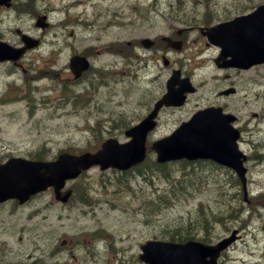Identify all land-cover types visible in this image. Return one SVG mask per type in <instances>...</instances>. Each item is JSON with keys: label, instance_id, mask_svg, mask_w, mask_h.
<instances>
[{"label": "rangeland", "instance_id": "obj_1", "mask_svg": "<svg viewBox=\"0 0 264 264\" xmlns=\"http://www.w3.org/2000/svg\"><path fill=\"white\" fill-rule=\"evenodd\" d=\"M79 1L43 0L36 8L42 12L50 8L48 12L56 27L45 34L40 47L26 54L21 66L0 67L1 158L40 154L51 159L66 149L73 153L92 151L109 137L125 141L124 130L147 114L161 97L163 87L165 90L171 68L180 67L193 74L197 83L200 78L205 82L182 108L164 110L160 124L148 137V145L170 134L198 108L219 100L226 112L237 116L235 126L241 130L239 148L249 158V195L264 200L261 194L256 196L264 191V107H252L243 90L258 81L254 91L264 100V67L242 73L217 69L213 61L217 50L204 47V40L197 37L194 27L200 20L241 14L264 0H106V5L100 0H90L95 6H86L87 22L83 27L67 26L66 22L71 21L69 14L75 16L76 10L84 7H80L84 1ZM63 3L70 4L67 14L62 8L53 11ZM73 4L76 6L70 9ZM109 4H115V9L108 8ZM134 5L145 7L144 13H137ZM123 16L126 21H122ZM191 17L195 18L192 22L188 20ZM10 20L8 24H12ZM23 20V27L13 23L4 29L5 36L21 42L20 34L14 33L19 28L39 37V29L32 20ZM189 27L193 29L186 32L184 49L166 51L172 62L169 68L163 66L162 51L155 48L157 41L150 50L138 43L143 37L176 35L177 29L185 32ZM50 38L59 41L61 51H57L55 44H49ZM89 43L96 44L98 49L87 51L85 46ZM107 47L118 52L110 50V54H102ZM87 52L94 59L93 69H87L82 78L75 80L69 70L70 56ZM128 53L132 56L123 55ZM20 68L26 72H18ZM252 71L256 73L250 76L257 80L244 79V73ZM13 73L20 77L18 84L28 85V95L17 102H9L12 93L7 90L8 83L17 77ZM36 74L47 78L43 81L30 77ZM24 76L30 79L22 83ZM219 86L234 87L237 94L219 99ZM154 161L155 154L151 152L138 170L90 169L68 183L66 189L73 196L67 206L56 202L49 189L23 207L12 209L10 204L0 207V259L5 264L36 260L41 264H143L138 257L140 245L146 240H170L166 229H172L182 218L188 221L194 217L201 202L218 212V208L242 193L231 171L213 164L176 161L159 170ZM186 186L188 191L179 198L180 189ZM163 199L167 201L164 203ZM156 200L158 204L154 207L158 214H154L150 205ZM252 211L261 212L245 225L241 233L243 241L224 254L220 264H264V203L260 202L255 209L250 204L231 205L226 216L235 215L243 220ZM228 219L216 225L210 243L235 228ZM193 235L201 237L198 233ZM65 240L71 250L61 243ZM55 247L60 252L52 257L51 250Z\"/></svg>", "mask_w": 264, "mask_h": 264}, {"label": "water", "instance_id": "obj_2", "mask_svg": "<svg viewBox=\"0 0 264 264\" xmlns=\"http://www.w3.org/2000/svg\"><path fill=\"white\" fill-rule=\"evenodd\" d=\"M43 19L40 20L42 23ZM214 43L224 47L222 55L232 57L236 66L248 67L251 64L264 61V5L254 12L236 17L235 19L212 27L207 32ZM168 45L175 49L181 48V42H172L166 38ZM28 45H35L28 42ZM146 47L151 43L144 41ZM248 49L243 53L242 47ZM11 48H0L1 60L12 57ZM22 52V50H18ZM167 63V62H166ZM71 69L76 77L89 66L84 57L75 56L71 59ZM227 66L228 64H223ZM179 73L173 72V77L167 83L168 92L162 98L166 105H181L184 103V93L192 91L188 79H179ZM179 84L178 89L175 86ZM162 102H158L154 110L138 125L128 129L126 135L132 137L127 143H119L116 139H108L96 153L86 152L81 155L62 153L55 161L41 162L24 159H12L0 166V202L8 199H18L25 202L31 195L54 186L57 196L67 179L77 177L82 170L99 164L102 169L115 167L127 170L145 159L147 135L156 125L154 120ZM208 117L217 125L215 128L207 125ZM229 115H224L220 108L210 107L195 114L188 122H184L171 135L153 143L152 147L158 153V161L165 162L177 159L212 158L234 168L242 178L246 188L243 160L245 154L239 149V130L231 122ZM70 193L60 198L67 201ZM237 238V231L214 245L199 241L173 243L161 240H148L141 246L140 260L147 264H217L220 252Z\"/></svg>", "mask_w": 264, "mask_h": 264}, {"label": "bare ground", "instance_id": "obj_3", "mask_svg": "<svg viewBox=\"0 0 264 264\" xmlns=\"http://www.w3.org/2000/svg\"><path fill=\"white\" fill-rule=\"evenodd\" d=\"M21 1H23L24 2V0H21ZM25 1H27V2H29L28 4H26V5H29L28 6V9L30 10V11H23L22 13H20V17L22 18V19H24V18H27V21L29 20V19H31L32 20V23H33V25H35V28H38L39 29V37H37V38H35V37H33L32 35H29L28 33H26V32H24V34H26V35H28L29 37H31L32 39H33V41H34V43H35V45H34V48H35V46H37V44H38V40H40L41 39V41L42 42H44V40H45V34L46 33H48L50 30H53V28L54 27H56V26H54V23H53V21H52V19H51V16H50V13L48 12V11H50V8L47 10V8H45L44 9V12H42L40 9H37L36 7H40V5L43 3V0H25ZM44 1H47V0H44ZM82 1H84L82 4H80L81 6L80 7H82V6H84L82 9H79L80 11H78V10H76V15L75 16H70L71 15V13L69 14V19L71 20V21H69V22H66V24H67V26H79V27H83V25H84V22L86 21V6L88 5V6H90V7H93V6H95L94 4L95 3H92L90 0H81V1H79V2H82ZM100 1H102V2H104L103 4L104 5H106L105 4V2H106V0H100ZM136 3V2H135ZM97 4V3H96ZM66 5H68V4H60V5H56V7L53 9V11H58L59 10V8H62V10H63V12H66V14L68 13V9H69V5L66 7ZM98 5V4H97ZM115 5V4H114ZM114 5H110L109 4V6H108V8H110V9H115V6ZM74 6H76V5H72L71 6V8L70 9H72V7H74ZM63 7H64V9H63ZM134 7H135V10H136V12L137 13H144V11H145V9L143 8V7H139L138 5H134ZM79 8V7H78ZM106 8V7H105ZM252 7H248V9L246 8V10H244L243 11V13L242 14H244V15H248V14H250V13H252V12H254L255 11V9L254 8H252ZM42 16H43V21H42V23H40V20L42 19ZM10 18H11V20H10ZM123 21L125 20V16H123ZM126 18H127V16H126ZM130 19V18H129ZM8 20H10V21H15V20H17V17L16 16H8ZM93 18H91L90 19V22H93ZM188 20L190 21V22H192V21H194L195 20V18L194 17H191V18H188ZM24 21V20H23ZM126 21V20H125ZM130 21V20H129ZM182 21H184V20H182ZM206 21L207 20H205V21H199L198 23H196V26H194L197 30H196V32L198 33V35H197V37H199V38H202L201 37V35H200V33L199 32H201L202 30H203V28H204V26L206 25ZM87 22V21H86ZM23 26H24V22H23ZM186 30H185V32L183 31H180V34H181V36L182 37H184V36H186V37H188L187 35H186ZM88 33H89V31H88ZM183 33V34H182ZM87 38H90V36H87ZM155 38V37H154ZM169 39H172V40H181V37L178 35V33H176V35H173V33H171L170 34V36H169ZM196 39V38H195ZM203 39V38H202ZM155 40L158 42V46L161 48V49H164V46H167V44H168V42H167V40L166 39H164V35H159L158 36V38H155ZM204 40V43H205V45H204V47H206V48H209V47H212V48H215L217 51V54H224V52H225V49H224V47H222L221 45H218V44H216V43H214L213 41H211L210 40V38L207 36L206 37V40L205 39H203ZM48 42H49V44L50 45H56V49H57V51H61L62 50V45H60V44H58L59 43V41L58 40H56V38H50V39H48ZM86 49H87V51H90V52H94V50H97L98 48L96 47V44H94V43H89V44H87L86 46ZM105 49V51L102 53V54H105V53H108V54H110V50L111 51H113V49H111L110 47H107V48H104ZM247 49H248V47L247 46H244V47H242V50H243V53H245V51H247ZM85 50V48L82 50V51H84ZM102 50V49H101ZM99 51H100V49H99ZM76 55H81V53H75ZM75 54H72L71 56H70V59L69 60H71L72 59V57H73V55H75ZM222 57H223V61H225L228 65L227 66H225V70L226 71H233V72H236V73H242V72H244V71H249V70H251V69H253V68H256V67H264V61H262V62H258V63H254V64H251V65H249L248 67H241V66H236V65H234V63L231 61L232 60V57L230 56V55H228V56H225V55H222ZM151 59V58H150ZM4 61V60H3ZM214 65H215V67L217 68V69H219L220 68V66H218L216 63H214ZM34 67H32V71H34ZM87 69H93V68H89V67H87ZM87 69H85V70H83L82 71V74L87 70ZM95 70H99V69H95ZM178 73H179V79H182L183 78V72H182V70L181 69H178V70H176ZM26 71H24V73H25ZM254 73H256V71H252V72H248V73H244V75H243V77H244V79H246V80H253V79H256L257 80V78L256 77H254L253 78V76H250L251 74H254ZM31 78H33V79H44V78H47V75H44V76H42L41 77V75H34V76H30ZM30 77H26V76H24V80H23V82L22 83H25V80L27 79V78H29L30 79ZM173 77V74H171V75H169L168 77H167V79H166V83H168L169 82V80L171 79ZM45 80V79H44ZM43 80V81H44ZM43 81H42V83H43ZM205 82V80L203 79V78H200V80H199V83H197V81L195 80V79H193V82H192V88H194L192 91H188L187 92V101H189V99H190V97L192 96V95H194L195 93H197L198 92V90H199V88H201L203 85H201V83H204ZM260 82H256L255 84H252V85H250L249 87H246V88H244L243 90H244V92H245V95H248V97H249V99L252 101V107L254 106L255 108H256V106L257 105H260L261 107H264V100H261V98H262V96L261 97H258V94H257V92L256 91H254V87H255V85H258ZM9 84H10V82L8 83V85L7 86H9ZM43 85L44 86H48L47 84H46V82L45 83H43ZM21 86V94H22V96H21V99L22 98H25V96L26 95H28V89H27V87H28V85H27V87H23L22 85H20ZM220 89H218V92H220V96L218 95V98L219 99H229V98H231V97H233V96H235L236 94H237V90H233V89H229V90H223V91H219ZM258 98H260V100H259V103H258V101H257V99ZM20 99V100H21ZM20 100H18V101H20ZM256 100V101H255ZM155 102H162V104L164 105V101H162V97H159V98H157L156 100H155ZM255 102V104H253ZM210 107H214V108H220L221 107V105H220V103H219V100H216L215 102H212L211 104H209V105H206V106H203V107H200V108H198L197 110H195L194 112H193V114L195 115V114H197L198 112H202L203 110H206V109H208V108H210ZM260 107V108H261ZM178 108H181L180 107V105H176V107L174 108V109H178ZM148 113H150V110L147 112V114ZM161 116H162V114L161 115H157L156 116V127H158V125L160 124V119H161ZM254 117H255V115H254ZM201 119H204V120H207V125L209 126V127H212V128H215L217 125H215L214 123H212L210 120H209V118L208 117H202ZM134 125V124H133ZM239 132H241V130L239 129ZM158 141V140H157ZM71 150V149H70ZM69 150V152L71 153V154H73V155H81V154H84L85 153V151H81V152H79V153H73L72 151H70ZM96 150H97V148L96 149H94V150H92V152L93 153H96ZM151 152H153L154 154H155V161H154V164L153 165H157L158 164V153H157V151L152 147V145H148V146H146V150H145V160L147 161V158L149 157V154L151 153ZM56 156V155H55ZM246 156V159L245 160H243V167L246 169V171H245V174H244V177H245V181H246V188L244 189V186H243V183H242V178L240 177V175H239V173L234 169V168H232L231 166H229V165H227V164H224V163H221V162H219V161H217V160H215V159H212V158H198V159H193V160H191L193 163H198V164H207V165H211V164H213V165H215V166H217V167H220V168H224V169H226V170H229V171H231V174L233 175V177H234V181H236L238 184H240L241 185V188H242V197H243V201L246 203V204H250V202H251V199L253 198V197H255V196H250L249 195V191H248V167H247V162H248V160H249V158H248V156L247 155H245ZM94 166L95 165H92L91 167H93L94 168ZM234 173V174H233ZM235 175V176H234ZM188 190H187V186H186V189L185 188H181L180 189V193H179V195H178V197L179 198H182L180 195H182V194H186V192H187ZM260 194H264V191H260V192H258L257 194H256V196L257 195H260ZM176 197H177V195H175L173 198L174 199H176ZM162 200V199H161ZM163 201H164V203L167 201V200H164L163 199ZM158 202V200H156V201H151V204L150 205H152V207L154 206V205H156V204H158L157 203ZM202 210H204V211H207L208 213L211 211V209H210V207L208 206V205H205V204H203L202 202L200 203V205H199V208L197 209V213L194 215V217H191V219L190 220H188V221H186V219L185 218H182V219H180L178 222L179 223H176L175 225H173L172 226V229H166V232L168 233V234H170V237H172V236H177V234H176V232L175 231H177V230H188V231H191V230H194L193 228L195 227V228H197L199 231H200V238L201 239H203V240H206V241H210V236H212V234H213V232H214V230H215V228H216V225L215 226H213L208 232L206 231V230H203V228H202V226L200 225V221H199V216H200V214L202 213ZM153 212H154V214H158V211H156V209H155V207H153V210H152ZM212 211H214V210H212ZM216 211V210H215ZM261 211H257L256 213H254V215L248 220V221H246L245 219H243V221H240L239 222V224H236V225H233V227H235L234 228V230H236L237 231V238H236V240H234L228 247H226L225 249H223L221 252H220V254H219V256L217 257V264H220V259L222 258V256H224V254H226L227 252H229V250L230 249H232V248H234V246H239V244H240V242L241 241H243L242 239H241V233L244 231L243 229H245V225H247L248 223H249V221L254 217V216H256L258 213H260ZM220 224V223H219ZM241 225V226H240Z\"/></svg>", "mask_w": 264, "mask_h": 264}, {"label": "flooded vegetation", "instance_id": "obj_4", "mask_svg": "<svg viewBox=\"0 0 264 264\" xmlns=\"http://www.w3.org/2000/svg\"><path fill=\"white\" fill-rule=\"evenodd\" d=\"M29 2H27V1H25L24 0V2L23 1H21V0H11V1H9V2H7V3H4V4H1L0 3V43H8V44H10V45H12L13 47H22L23 46V40H22V35H24V31H22V30H20L19 28H17V29H15V31L16 32H14V33H17V34H20V36H21V38H20V40H21V42L19 41V42H16V41H14L13 39H9L7 36H5V34H4V29H6V28H8V27H11L12 26V24L14 23V24H19L20 26H22L23 27V19L20 17V13H22L23 11H30L29 9H28V6L29 5H26V4H28ZM6 13H14L12 16H16L17 17V20H15V21H11L12 22V24H8V16H4ZM6 19V20H5ZM228 18H225V19H223V20H227ZM4 21H5V23H4ZM218 21H222V20H219V19H214L213 21H211L210 22V24L209 23H206V25L204 26V28H203V30L201 31V32H199L200 33V35H201V37L203 38V39H205L206 40V36H205V34H204V31H205V29L208 27V26H210V25H213V24H216V23H218ZM34 27H35V25H33ZM186 29V31H188L189 32V30H192L193 28H185ZM180 31H177V33H179ZM27 33V32H26ZM29 34V33H28ZM30 35V34H29ZM70 36L72 35V33H70L69 34ZM183 41L186 43V40H187V37L186 36H184L183 38ZM41 43L43 44V42L41 41V39L40 40H38V44H37V46H35V48H33V49H36V48H38V47H40L41 46ZM139 44H140V46H141V42L139 41L138 42ZM185 45V44H184ZM158 47V46H157ZM162 51V53H164V50L162 49L161 50ZM27 52V51H26ZM25 52V53H26ZM21 60H22V57L19 59V60H17V61H3V60H1L0 59V67L2 66V65H4V64H7V63H9L11 66H21ZM225 70V69H224ZM19 71H22L23 73H24V71L25 70H23L22 68H20L19 70H18V72ZM17 72V73H18ZM17 73H13L14 75H17V77L15 78H13L12 79V81H10V86H8L7 87V90H8V93H12L11 94V96H10V101L9 102H17L18 100H20L21 99V96H22V94H21V84H18V81H19V79H20V77L18 76V74ZM13 75V76H14ZM189 75H192V74H189ZM12 76V77H13ZM8 78V77H7ZM23 80H24V77L22 78V82H23ZM227 88H230V87H227V86H224V87H222V86H219V89L221 90V91H223V90H226ZM219 90V91H220ZM162 91H163V93H164V87H163V89H162ZM218 95L220 96V92H218ZM7 99H8V97H7ZM7 157V156H6ZM8 158V157H7ZM7 158H1V156H0V163H2V162H4V161H6V159ZM13 202V206H17L16 204H17V202L16 201H12ZM7 203H3V204H0V206H3V205H6ZM52 252H54V253H52V254H58L59 252H58V248L57 247H55L53 250H52ZM0 260H2V259H0ZM63 260H65V259H63ZM0 264H3L2 263V261H0Z\"/></svg>", "mask_w": 264, "mask_h": 264}, {"label": "trees", "instance_id": "obj_5", "mask_svg": "<svg viewBox=\"0 0 264 264\" xmlns=\"http://www.w3.org/2000/svg\"><path fill=\"white\" fill-rule=\"evenodd\" d=\"M155 167H157L159 170L163 169L164 167H166V165H159V164H155ZM261 196H264V194H261ZM255 197H253L251 200L252 202H250V206H252L254 209L256 208V206L258 204H260V202L264 203V200L261 199H255ZM237 205V204H246L243 201V197H242V193H238L237 197L233 200H231L230 202L226 203L224 205L223 208H218V212L217 211H210L209 213L207 211L202 210V213L199 216V221H200V225L202 226L203 230H206L207 232L215 225H218L219 223H224L225 221H228L231 223V225H236L239 224L240 221H243L242 218L239 220V218H235V215L232 217H227L226 213L228 211V207L231 205ZM153 205V204H152ZM154 207V206H153ZM227 209V210H226ZM257 211H252L250 212L244 219L246 221H248L253 215L254 213H256ZM205 223L207 225H205ZM194 230L188 231V230H177L175 231L177 236H172L171 239L172 240H185V239H190V238H194L193 234L194 233H198L200 234V231L197 228H193Z\"/></svg>", "mask_w": 264, "mask_h": 264}]
</instances>
